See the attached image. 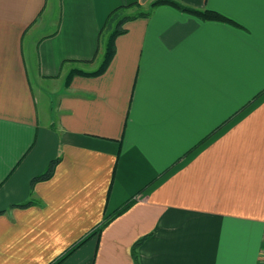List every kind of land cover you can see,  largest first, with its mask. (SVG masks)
<instances>
[{"label":"crops","instance_id":"0c3cea01","mask_svg":"<svg viewBox=\"0 0 264 264\" xmlns=\"http://www.w3.org/2000/svg\"><path fill=\"white\" fill-rule=\"evenodd\" d=\"M153 1L0 0V264H51L130 199L58 264H264V0L159 4L65 85Z\"/></svg>","mask_w":264,"mask_h":264},{"label":"trees","instance_id":"16d2710c","mask_svg":"<svg viewBox=\"0 0 264 264\" xmlns=\"http://www.w3.org/2000/svg\"><path fill=\"white\" fill-rule=\"evenodd\" d=\"M164 3L171 4V5L177 7L181 10H184V11L190 12L196 16H199L202 19L223 20V21L228 20L227 17H225L224 15H222L216 11L193 9V8L187 7V6L177 2L175 0H155L149 5V8L147 10H142L140 8V5L138 2L130 3L128 5L117 6L111 10V12L109 13V15L106 19V22L104 23V25L102 26L101 31H100V42H102V45H103V52H102V58H101V62L99 64V66L95 70H92V71H87V70L81 68L80 66L72 68L69 71V73L65 79V85L67 86L70 84L72 77L75 74L95 76V75H99V74H102L103 72H105L106 69L108 68L110 62L112 61V59L115 55V52H116V46H115L116 37L127 31L126 23L128 21L136 19L138 17L150 16L153 12V9L157 5L164 4ZM59 160H60L59 158L52 160L49 163L47 169L43 173H41L38 176L33 178L32 184H35L36 182L41 181V180H46V179L51 178L54 174L56 165L59 162ZM32 203H33V201H28L27 203L21 204L19 206L27 207V206L31 205ZM131 203H132V199L123 203V205H121L113 213L108 214L105 217V219L102 221V223L100 224V228H102L108 222H110L117 214H119L120 212L127 209ZM100 228H98L97 230L93 231L91 234H88L87 236L82 238L79 242H77L70 249H68L66 251V253L60 259H58L57 261H55L51 264H58L66 256L71 254L80 245H82L90 236L99 232ZM141 241L142 240L136 242L135 246H138L141 243Z\"/></svg>","mask_w":264,"mask_h":264},{"label":"rangeland","instance_id":"374dc122","mask_svg":"<svg viewBox=\"0 0 264 264\" xmlns=\"http://www.w3.org/2000/svg\"><path fill=\"white\" fill-rule=\"evenodd\" d=\"M101 58H102V54H100L99 59H98V61H97V63H96L95 66H97L98 64H100L99 62H101ZM34 86H35V85H34ZM35 88H36V86H35ZM47 95L49 96V94H47ZM49 97H50V99L52 100V103H53V102L55 103V101H56V99H55V95L51 94ZM50 99H49V101H50ZM54 103H53V104H54Z\"/></svg>","mask_w":264,"mask_h":264}]
</instances>
